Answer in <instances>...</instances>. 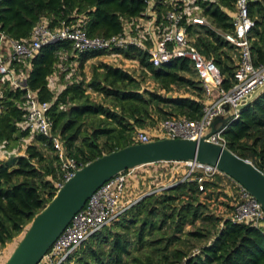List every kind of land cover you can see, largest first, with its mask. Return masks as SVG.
Returning a JSON list of instances; mask_svg holds the SVG:
<instances>
[{
    "label": "trees",
    "instance_id": "obj_1",
    "mask_svg": "<svg viewBox=\"0 0 264 264\" xmlns=\"http://www.w3.org/2000/svg\"><path fill=\"white\" fill-rule=\"evenodd\" d=\"M234 4L235 0H0V40L3 34L27 41L41 21L51 28L78 25L92 37L119 33L130 37L144 28L138 26L144 16L153 18V32L159 37L167 24L166 12L175 8L191 46L216 63L223 86L229 89L237 51L217 31L232 30ZM190 7L201 10L212 27L191 23ZM248 14L254 20L249 32L253 63L264 65V0H249ZM145 37L141 45L110 51L135 61L140 79L106 61L93 65L87 79L85 64L109 51H77L69 40L48 42L32 57L10 62L24 89L0 75V144L12 155L0 161V249L18 243L33 217L55 195L61 173L50 140L21 126L26 89L48 102L51 132L60 137L67 157L82 166L138 143L137 131H150L161 120L201 117L203 89L189 59L177 57L156 67L150 61L152 42ZM73 62L77 65L71 73L72 67L64 65ZM62 69L61 78L66 79L55 89L50 79ZM146 76L151 86L141 83ZM91 92L101 101L94 100ZM222 135L229 150L264 173V91ZM27 137L29 142L19 153L15 144ZM165 163L169 165L165 183L174 185L143 195L59 264H264V228L251 219L231 220L238 201L234 180L217 173L207 177L199 190L196 180L176 179L174 163Z\"/></svg>",
    "mask_w": 264,
    "mask_h": 264
},
{
    "label": "built area",
    "instance_id": "obj_2",
    "mask_svg": "<svg viewBox=\"0 0 264 264\" xmlns=\"http://www.w3.org/2000/svg\"><path fill=\"white\" fill-rule=\"evenodd\" d=\"M248 1L235 0L232 30L217 31L237 51V65L233 72L234 83L229 89L224 88L223 75L216 63L211 58H204L198 50L191 46L190 39L184 30L180 28L181 13L175 8L166 12L165 20L167 24H163L161 36L155 39L149 49L150 61L157 67L173 58L189 59L203 89L205 100L203 114L197 120L184 117L171 118L161 120L150 131L140 129L136 133L138 143H146L159 138H198L208 126L210 120L215 115L224 112V104L235 107L239 102H243L255 89L264 84V65H255L251 53L249 32L254 26V20L248 14ZM148 3L151 2L148 1ZM190 9V14L193 13L190 17L191 23L212 27L204 16L192 11L196 9L195 7H190ZM145 38L142 30L137 35L130 37L125 33L109 37H92L87 35L86 31L78 25H62L58 28H51L41 21L35 25L27 41L7 38L1 34L0 75L9 78L14 87L24 89V86L21 85L22 79L16 78L20 76H16L10 67V62L32 57L42 45L48 42L69 40L77 51L105 49L117 56L118 53L110 52L115 47L125 48L129 44L141 45ZM3 47L6 48V53L3 52ZM48 108V102L40 101L32 91L26 89L25 116L21 126L28 128L31 133H40L50 140L61 161V173L55 182L58 190L82 165L67 157L60 137L53 135L51 132L52 121L47 114ZM223 131L224 129L212 134L209 140L225 146ZM169 162L175 164V172H178L179 166L187 169V173L181 180H196L199 190H203V181L207 177L221 173L215 166L209 164L192 161ZM132 171L133 169H128V171L119 172L104 182L87 199L84 206L73 215L68 225L45 254L43 259L48 264H59L93 233L118 218L143 196L135 199L131 198L132 195L129 192L128 185ZM233 182L237 186L238 201L230 216L231 220L240 222L251 219L258 227L264 228V211L261 204L245 187L236 181ZM174 184L172 183L169 186ZM169 186L163 185L159 190Z\"/></svg>",
    "mask_w": 264,
    "mask_h": 264
},
{
    "label": "water",
    "instance_id": "obj_3",
    "mask_svg": "<svg viewBox=\"0 0 264 264\" xmlns=\"http://www.w3.org/2000/svg\"><path fill=\"white\" fill-rule=\"evenodd\" d=\"M263 91L264 84L235 107L224 104V112L215 115L198 138H159L146 143H134L86 163L33 217L3 264H39L73 215L104 182L119 172L146 164L192 161L215 166L245 187L264 211V173L226 146L209 140L212 134L225 129Z\"/></svg>",
    "mask_w": 264,
    "mask_h": 264
},
{
    "label": "rangeland",
    "instance_id": "obj_4",
    "mask_svg": "<svg viewBox=\"0 0 264 264\" xmlns=\"http://www.w3.org/2000/svg\"><path fill=\"white\" fill-rule=\"evenodd\" d=\"M194 13H201V10H197V9H193L192 10ZM196 11V12H195ZM150 19L147 16H144L142 19L138 20V26L140 27H144V23H146L147 21H149ZM142 31H144L143 29H141ZM124 60H122L119 57H112L109 55H101L98 56L96 58L90 59L86 64H85V68L84 71L87 75V79L90 77L91 74V70L93 65H98L101 62H109L113 65H118L120 64L122 67L126 68L127 70H129L131 73H133V75H135L136 77H138L140 79L141 76V69L139 68V66L137 65V63L135 61L129 60V59H125L124 57H122ZM77 63L73 62V63H69L64 65V67H72L71 69V73H74V67H76ZM63 71L60 70L58 71V75L54 76L52 79H50V84L51 86H55V89L58 87H60V84H62V82H64V80L66 79V77L64 79L61 78V72ZM70 73V74H71ZM68 74V75H70ZM75 74H78L77 71H75ZM141 83H143L144 86H151L152 85V81L150 79V77L146 76L145 78H143V81H141ZM56 91V90H54ZM91 95L93 97L94 100H96L97 102H100V96L94 92H91ZM30 138H24L21 140V142L15 144V150L17 149V151L19 153L24 152V147L26 144H28ZM11 146H13V144H11ZM19 148V149H18ZM12 155H8L6 153V150H4L3 148V143L0 144V161H6L9 159V157H11ZM147 166L142 165L139 166L137 168H132L133 171L130 174V179H132V184H129V192L132 195L131 198L135 199V198H139L142 195H146V194H150L153 192H156L157 190H159V188H161L163 185H170L171 183L166 184L165 183V176L167 175L166 173H162V174H156L154 172H149V168H147ZM185 172L180 173L179 174L176 172L175 176L176 179L179 178L180 180L184 178L185 173H187V169L182 168ZM181 170V169H180ZM134 171H137L136 173ZM134 172V173H133ZM137 174V175H136ZM134 175V176H132ZM138 176V177H136ZM175 183V182H174ZM173 183V184H174ZM132 185V187H130ZM189 229V227H186V230ZM16 241L13 242H9L7 243L4 247H2L0 249V264L3 263V261L5 260V258H8L10 253L12 252V249H14V246H16L15 244ZM19 242V241H18ZM197 246V245H195ZM193 247V246H192ZM40 264H48L46 260L42 259Z\"/></svg>",
    "mask_w": 264,
    "mask_h": 264
},
{
    "label": "crops",
    "instance_id": "obj_5",
    "mask_svg": "<svg viewBox=\"0 0 264 264\" xmlns=\"http://www.w3.org/2000/svg\"><path fill=\"white\" fill-rule=\"evenodd\" d=\"M150 20L149 21H147L146 23H144L143 25H144V28H143V32H144V35H148L149 36V39L151 40V42L153 43L154 41H155V39H157V35H155V33L153 32V28H152V25H153V18H149ZM3 52L4 53H6V48L5 47H3ZM106 55H109V56H112V57H119V58H121L122 60H124L123 58H122V56L120 55V54H118L117 56H114L113 54H111V53H106ZM124 61H126V60H124ZM54 77V76H53ZM52 77V78H53ZM51 78V79H52ZM51 81V80H50ZM53 88H55V86H52ZM58 88V87H57ZM168 163H165V162H160V163H158V162H156V163H151V164H146L145 166H147V168H149V171H148V173L149 172H154V173H156V174H162V173H167V167L169 166V165H167ZM174 167H176L175 166V164H174ZM146 168V169H147ZM182 168H184L183 166H179V168H178V174H179V172L180 173H183V172H185ZM181 169V170H180ZM185 169V168H184ZM135 173L137 172V171H134ZM133 172V173H134ZM137 175V174H136ZM132 176H134V175H132ZM136 177H138V176H136ZM139 178V177H138ZM132 184V179H130V181H129V184ZM129 186V185H128ZM130 187H132V185L130 186Z\"/></svg>",
    "mask_w": 264,
    "mask_h": 264
}]
</instances>
